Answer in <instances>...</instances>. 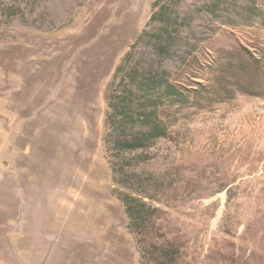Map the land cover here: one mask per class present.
I'll return each instance as SVG.
<instances>
[{
  "label": "rangeland",
  "instance_id": "374dc122",
  "mask_svg": "<svg viewBox=\"0 0 264 264\" xmlns=\"http://www.w3.org/2000/svg\"><path fill=\"white\" fill-rule=\"evenodd\" d=\"M127 56L176 88L118 152ZM0 264H264V0H0Z\"/></svg>",
  "mask_w": 264,
  "mask_h": 264
},
{
  "label": "trees",
  "instance_id": "16d2710c",
  "mask_svg": "<svg viewBox=\"0 0 264 264\" xmlns=\"http://www.w3.org/2000/svg\"><path fill=\"white\" fill-rule=\"evenodd\" d=\"M171 23L163 21L156 33L158 54L171 47ZM129 56L117 67L110 83L108 96L109 112L106 125L110 131L114 150L132 152L147 149L166 136V124L157 105L161 96L173 94L176 86L155 70L156 64L126 63ZM165 76L167 72L164 71ZM126 213L133 225L142 227L147 215V206L137 199L125 200Z\"/></svg>",
  "mask_w": 264,
  "mask_h": 264
}]
</instances>
